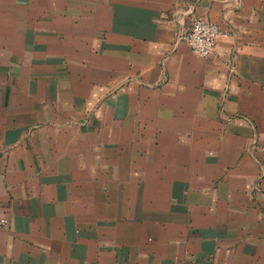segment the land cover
Wrapping results in <instances>:
<instances>
[{
  "label": "crops",
  "instance_id": "crops-1",
  "mask_svg": "<svg viewBox=\"0 0 264 264\" xmlns=\"http://www.w3.org/2000/svg\"><path fill=\"white\" fill-rule=\"evenodd\" d=\"M0 214V264H264V0H0Z\"/></svg>",
  "mask_w": 264,
  "mask_h": 264
},
{
  "label": "built area",
  "instance_id": "built-area-1",
  "mask_svg": "<svg viewBox=\"0 0 264 264\" xmlns=\"http://www.w3.org/2000/svg\"><path fill=\"white\" fill-rule=\"evenodd\" d=\"M226 34L227 30L219 24L199 15L193 18L189 28L180 35V38L193 52L207 57L216 50L220 37ZM7 223V219L0 214V227L6 226Z\"/></svg>",
  "mask_w": 264,
  "mask_h": 264
},
{
  "label": "rangeland",
  "instance_id": "rangeland-1",
  "mask_svg": "<svg viewBox=\"0 0 264 264\" xmlns=\"http://www.w3.org/2000/svg\"><path fill=\"white\" fill-rule=\"evenodd\" d=\"M146 239L150 242L149 238H146ZM129 246H131V245L130 244H126V245L122 246L121 249H120L121 255L123 256L122 257V262L124 264H126V263L127 264H139V261L136 258L137 251L129 249ZM132 247H134V246H132ZM114 253H116L115 258L118 257L117 252L114 251ZM117 260L118 259H116V262H117ZM148 264H151V263H148Z\"/></svg>",
  "mask_w": 264,
  "mask_h": 264
}]
</instances>
